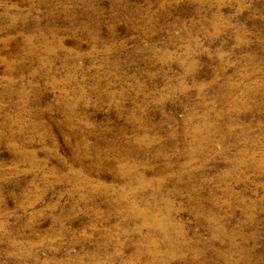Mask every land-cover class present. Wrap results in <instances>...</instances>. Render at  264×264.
Wrapping results in <instances>:
<instances>
[{
  "label": "rangeland",
  "instance_id": "rangeland-1",
  "mask_svg": "<svg viewBox=\"0 0 264 264\" xmlns=\"http://www.w3.org/2000/svg\"><path fill=\"white\" fill-rule=\"evenodd\" d=\"M0 264H264V0H0Z\"/></svg>",
  "mask_w": 264,
  "mask_h": 264
},
{
  "label": "bare ground",
  "instance_id": "bare-ground-1",
  "mask_svg": "<svg viewBox=\"0 0 264 264\" xmlns=\"http://www.w3.org/2000/svg\"><path fill=\"white\" fill-rule=\"evenodd\" d=\"M199 128L201 130L204 129L206 132H211V130L213 132L214 129H218L217 130V131H219L218 133L223 131V130H220L217 125L213 127L209 122L204 123L203 126H199ZM222 135L224 136L225 132H222ZM138 178L141 181H143L141 178V175ZM143 179H144V177H143ZM131 211L136 213V214H139L142 217L144 223H148L154 227L162 229L163 237H167V236L169 237V232H168L167 226H166V223H168L167 219L166 218L161 219L160 217L157 216V212H158L157 208L152 207L150 209L151 213L147 214L146 213L147 208H139V207H136V205H132Z\"/></svg>",
  "mask_w": 264,
  "mask_h": 264
}]
</instances>
